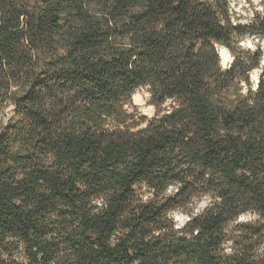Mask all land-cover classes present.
<instances>
[{
  "label": "trees",
  "instance_id": "obj_1",
  "mask_svg": "<svg viewBox=\"0 0 264 264\" xmlns=\"http://www.w3.org/2000/svg\"><path fill=\"white\" fill-rule=\"evenodd\" d=\"M245 2L0 0V264H264V0Z\"/></svg>",
  "mask_w": 264,
  "mask_h": 264
},
{
  "label": "rangeland",
  "instance_id": "obj_2",
  "mask_svg": "<svg viewBox=\"0 0 264 264\" xmlns=\"http://www.w3.org/2000/svg\"><path fill=\"white\" fill-rule=\"evenodd\" d=\"M238 1L242 5H245V3H246L245 0H238ZM256 1H258V0H256ZM246 15L248 16V14H246ZM245 45L248 48H252V49L255 48V46H253V44L251 42V39L245 41ZM232 61H233V58H232V56L230 54V56L228 57L227 62H223L222 61L223 68H225V69L229 68L231 63H232ZM258 74H259L258 71L254 72V74H253V82L254 83L257 82ZM134 97H135V99H134ZM134 97H133V101L139 107V111L142 114H145V115H147L149 117H152L154 115V113H155V110H154V107L149 104L150 95L148 94L147 90L146 89L138 90L136 92V94L134 95ZM11 112H12V108H9L7 110V115L9 116L11 114ZM141 194H142L144 200H148L149 198H151V194L148 191H146L145 188L141 189ZM208 203L209 202H208V200H206V198L203 201H201L198 204V207L195 210V213L202 212L207 207ZM173 219L176 222L178 228L183 227V225L189 220V218L186 215H184L182 213H178V212L173 214ZM247 220H248L247 217H242L240 219L241 222H245ZM252 221H255L254 217H252ZM236 236H237V233L235 231V225H231L229 227V239L231 241L227 245L228 246V252H229V249L232 247L233 242L236 240V238H237Z\"/></svg>",
  "mask_w": 264,
  "mask_h": 264
},
{
  "label": "bare ground",
  "instance_id": "obj_3",
  "mask_svg": "<svg viewBox=\"0 0 264 264\" xmlns=\"http://www.w3.org/2000/svg\"><path fill=\"white\" fill-rule=\"evenodd\" d=\"M229 56H230L229 52L226 49H223V51L221 52L222 61L227 62Z\"/></svg>",
  "mask_w": 264,
  "mask_h": 264
},
{
  "label": "water",
  "instance_id": "obj_4",
  "mask_svg": "<svg viewBox=\"0 0 264 264\" xmlns=\"http://www.w3.org/2000/svg\"><path fill=\"white\" fill-rule=\"evenodd\" d=\"M222 51H223V49H222ZM222 51H221V52H222ZM257 83H258V79H257Z\"/></svg>",
  "mask_w": 264,
  "mask_h": 264
}]
</instances>
